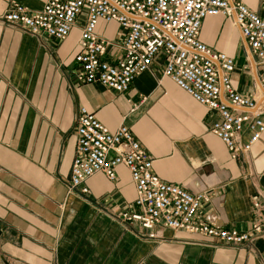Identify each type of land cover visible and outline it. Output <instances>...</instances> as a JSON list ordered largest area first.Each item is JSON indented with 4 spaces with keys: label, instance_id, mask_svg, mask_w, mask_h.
I'll list each match as a JSON object with an SVG mask.
<instances>
[{
    "label": "crops",
    "instance_id": "0c3cea01",
    "mask_svg": "<svg viewBox=\"0 0 264 264\" xmlns=\"http://www.w3.org/2000/svg\"><path fill=\"white\" fill-rule=\"evenodd\" d=\"M14 1L39 11L47 0H0V264H264V237L244 249L213 247L198 235L123 220L137 211L123 166L116 181L104 173L87 179V195L70 190L76 116L85 107L111 132L130 128L161 180L208 193L202 220L244 231L254 221V201L264 205V135L246 157L231 159L211 133L219 113L163 76L162 55L126 93L77 84L80 24L63 42L36 38L3 22ZM244 2L264 17V0ZM97 33L116 42L124 36L114 22H100ZM200 39L236 60L234 88L255 95L259 70L239 29L209 17ZM153 233L162 239H150Z\"/></svg>",
    "mask_w": 264,
    "mask_h": 264
},
{
    "label": "built area",
    "instance_id": "2783aa9c",
    "mask_svg": "<svg viewBox=\"0 0 264 264\" xmlns=\"http://www.w3.org/2000/svg\"><path fill=\"white\" fill-rule=\"evenodd\" d=\"M218 16L239 29L259 70L253 96L234 88L236 60L200 39L203 22ZM2 20L36 38L56 42L65 41L80 24L75 82L100 85L119 94L126 93L162 55L163 76L219 113L221 120L211 127V133L225 144L233 160L246 157L264 135V17L244 0H47L39 11L14 1ZM100 22L117 23L124 32L122 40L100 37ZM108 55L113 60L106 59ZM74 133L70 190L87 195V179L104 173L116 181L117 168L125 167L135 185L137 208L135 213L122 215L126 222L139 223L146 230L162 226L173 233L198 235L213 247L244 249L264 237V205L259 199L253 203L254 221L247 230L212 226L199 217L210 195L191 194L161 180L153 171L152 157L127 126L111 132L80 107ZM150 239L162 237L153 233Z\"/></svg>",
    "mask_w": 264,
    "mask_h": 264
},
{
    "label": "rangeland",
    "instance_id": "374dc122",
    "mask_svg": "<svg viewBox=\"0 0 264 264\" xmlns=\"http://www.w3.org/2000/svg\"><path fill=\"white\" fill-rule=\"evenodd\" d=\"M241 56H243L242 54H240ZM244 57V56H243ZM245 58V57H244Z\"/></svg>",
    "mask_w": 264,
    "mask_h": 264
}]
</instances>
